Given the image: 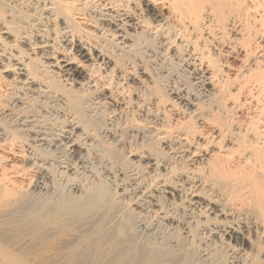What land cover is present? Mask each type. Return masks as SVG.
<instances>
[{
    "label": "bare ground",
    "instance_id": "bare-ground-1",
    "mask_svg": "<svg viewBox=\"0 0 264 264\" xmlns=\"http://www.w3.org/2000/svg\"><path fill=\"white\" fill-rule=\"evenodd\" d=\"M28 6L22 16L0 15V264H264V257L244 251L261 243L264 254V0H34ZM86 12L102 17L107 38L123 53L138 36H154L157 47L182 62L203 98L214 97L213 110L179 129L176 144L159 136L185 165L174 179L168 160L151 154L145 165L161 169L152 188L137 181L114 191L115 178L93 169L89 146L105 161L119 155L97 142L81 118L95 112L97 99L124 103L106 86L95 98L75 93L99 69L105 76L117 66L107 50L74 36L79 29L69 14ZM60 86L68 92L61 95ZM57 96L66 125L51 132L32 103ZM175 98L184 110L195 105L185 90ZM5 118L13 124H3ZM202 184L211 197L197 190ZM123 193L134 209L123 208ZM175 196L179 204L169 199ZM147 198L158 206L154 220L140 215ZM185 208L197 209L201 219L192 214L175 223ZM132 211L140 214L125 222ZM249 223L259 243L249 239ZM199 241L222 248L200 251Z\"/></svg>",
    "mask_w": 264,
    "mask_h": 264
},
{
    "label": "rangeland",
    "instance_id": "rangeland-1",
    "mask_svg": "<svg viewBox=\"0 0 264 264\" xmlns=\"http://www.w3.org/2000/svg\"><path fill=\"white\" fill-rule=\"evenodd\" d=\"M30 1L33 2L34 0H13L8 7L0 4V15L5 17L4 13L6 12L10 16H22L27 10H30L28 6ZM92 13L86 12L83 15L69 14V17L67 14L64 15L75 25L74 31L76 28L79 29L73 33L74 36L87 40L90 44L98 48L107 50L117 66L112 67V70L105 76L103 75V71L99 69L89 80H85L84 84L75 93L77 95H88L91 98H95L104 92V86H106L107 90L114 91L112 95L122 96L121 100L124 103L123 105L113 106L105 100L97 99V108L94 109L95 112L91 114L85 113L81 118L83 120L82 123L86 124L97 142H100L101 145L117 149L119 155L118 161H105L104 157L97 150H93L95 149L94 146H89L88 149L91 153L89 152L87 154L88 156L90 154L89 157L91 158L89 159H91L90 162L93 165V169L99 173V176L106 175L112 179L115 178L117 185H112L114 191H118L121 186L128 188L137 181L136 184L141 186L147 185L148 188H152L153 184L158 180L156 173H160L161 169H158L159 172L158 170L153 172L145 165L143 157L151 154L153 156L155 155L158 160H168L169 165L171 164L168 167L170 171L167 170L169 173L171 172L168 176L174 179L180 169L185 170L183 168L185 165L180 160V157L174 154L172 150L163 148L162 139L159 136L163 134L166 136L163 140H168L169 143L176 144L180 139L175 138L179 129L187 130V127L194 126L193 123L198 121L197 115L201 116L205 111L209 109L213 110V106L216 103L214 97H211L210 103L206 98H203L198 83L190 76L191 74L181 64L182 62L173 58L168 49V51H163L160 47H157V38L152 35L138 36V38L136 37L137 43L133 50L123 53V50L120 51L111 39L109 41V37L107 36L109 31L107 32V27L102 25L104 22L102 17L97 12ZM15 19L17 20V18ZM101 33L105 34L102 35ZM142 70L143 73L141 72ZM118 74H120L118 79L120 83L119 86L116 85V88L119 89L120 87L123 90L119 91L121 94L117 92L118 90H116L114 84L115 80H117L115 77ZM59 90L61 95L68 92L63 86H60ZM182 90L187 91V94H190V97L194 99L193 103L195 105L189 106V110H184L179 104L177 105L175 94ZM136 96L139 97L140 103H137L138 99L134 102ZM59 97L57 96L53 100L48 99L39 105L32 103L33 115L36 113L35 118H39L37 119L39 121L42 119L40 122L43 123V127L48 128L47 131L58 132V130L60 131L66 125L65 119L61 115L60 110L62 106L60 105ZM44 102L47 103L45 104ZM196 106L198 108L194 109ZM160 118L163 122L159 120ZM6 119L3 121V124H9L8 126L13 124L12 120L8 122L9 119ZM175 119L178 121H174ZM173 122H177V124ZM53 125L56 127H53ZM41 149L44 150L42 151ZM38 150L45 154L48 153L44 146L41 147V145L38 146ZM195 172H197L196 169ZM203 176L205 177V175ZM206 189L203 184L197 187V190L206 192L207 196L211 197L212 192L206 191ZM185 190V193H187V189ZM126 194L123 193L119 199L123 201L124 209H131L136 205L127 199ZM147 199L150 203H146V207L148 206V208L145 209L148 210L141 211V214L137 211H132L130 217L127 214L125 217L126 221H124L131 222V217L137 214L150 220L156 219L157 217L155 218L154 215L157 216L155 211L158 206L150 198ZM169 199L179 204L177 202L179 200L178 197H169ZM160 204L168 207V202L162 201ZM196 210L190 211L185 208L184 211L181 209L176 212L174 216L175 223L184 224L188 215L192 214H196L194 219L200 220V216L202 215H197L199 212L197 210L198 213H196ZM236 220L245 222V219L241 216L236 218ZM240 224L243 225L244 223ZM248 231L250 240L256 239L257 241L258 239V243L261 241L260 238L262 237L254 233V228L251 223L248 224ZM175 232L179 234L180 231L175 228ZM218 244V242L202 243L199 241V247L202 248L200 251L203 249H212V247L222 248ZM259 245L261 250H258ZM259 245L258 247L247 245L244 251L248 255L255 254L257 258L262 259L264 257L263 245L261 243Z\"/></svg>",
    "mask_w": 264,
    "mask_h": 264
}]
</instances>
